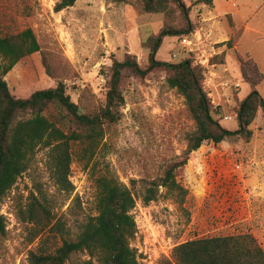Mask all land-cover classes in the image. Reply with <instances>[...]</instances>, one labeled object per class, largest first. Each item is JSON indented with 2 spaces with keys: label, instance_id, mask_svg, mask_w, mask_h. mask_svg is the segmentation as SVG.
Listing matches in <instances>:
<instances>
[{
  "label": "rangeland",
  "instance_id": "obj_1",
  "mask_svg": "<svg viewBox=\"0 0 264 264\" xmlns=\"http://www.w3.org/2000/svg\"><path fill=\"white\" fill-rule=\"evenodd\" d=\"M58 1L0 0V34L30 27L41 46L20 60L5 79L16 97H29L64 82L72 100L84 111L94 112L105 103L108 67L114 56L123 59L132 53L141 66H148L149 52L143 42L158 32L164 14L147 19V14H138L131 6V13L121 14L120 6L125 4L112 0H77L74 6L56 11ZM232 1L241 9L235 17L243 32L224 65L211 62L215 54L207 47L209 32L205 27L197 33L198 27L204 26L199 22L189 33L196 34L192 35L193 50L181 44L180 36H173L164 40L156 57L170 62L192 57L195 64L202 65L215 117L225 128L237 129L240 101L251 91L242 78L237 53L250 54L264 77V4L253 13L252 7L260 0ZM233 33L224 17L212 40L229 39ZM165 77L164 71H155L144 79L125 81L122 117L106 135L102 164L92 171L75 156L70 173L72 190L56 183L47 150L37 151L1 205L7 230L0 234V264H28L30 252L43 242L48 241L53 250L63 237L77 238L89 217L98 213L96 178L107 168L130 185V179L154 175L186 149V133L194 125L184 98L168 86ZM257 90L264 96V78ZM251 128L250 140L207 141L190 155L178 176L189 190L182 206L165 196L150 204L137 198L132 210L137 232L131 246L137 250L138 264H175L174 247L201 237L251 233L264 248L262 110ZM32 203L41 218L29 219ZM39 203L49 211L47 219L42 218ZM48 220L50 225L44 226ZM59 222L65 234L50 231ZM66 264L101 263L87 252H77Z\"/></svg>",
  "mask_w": 264,
  "mask_h": 264
},
{
  "label": "trees",
  "instance_id": "obj_2",
  "mask_svg": "<svg viewBox=\"0 0 264 264\" xmlns=\"http://www.w3.org/2000/svg\"><path fill=\"white\" fill-rule=\"evenodd\" d=\"M130 5L138 14H164L158 32L143 42L148 50L149 64L143 67L137 57L126 53L123 59L112 58L108 67L105 103L94 112L84 111L72 100L64 82L55 87L39 89L29 97L12 94L5 76L24 57L41 46L32 28L15 34H0V234L6 233V219L1 205L18 178L28 169L40 149H46L53 177L66 190H72L71 165L75 156L86 168L96 171L102 161L100 154L107 145L106 135L122 117L125 104L123 85L128 78L144 79L151 72L164 71L168 86L185 101L193 129L187 131V147L152 176L122 181L110 168L97 176V215L90 216L77 238L63 237L60 246L50 249L48 241L31 251L28 264H66L72 254L87 252L101 264H138L137 250L131 239L137 232L132 213L137 198L150 204L162 196L183 205L189 193L178 176L184 171L190 155L205 142H240L253 136L251 125L260 110L264 113V96L257 90L263 74L250 54L237 53V61L250 93L240 101L237 112L239 127L225 128L213 113V103L204 87V67L194 58L179 62L162 61L156 54L166 36H182L196 28L193 6L211 4L212 0H112ZM77 0H60L56 11L72 7ZM243 29L227 41L219 43L225 50L214 55L213 64H225L228 50L237 48ZM108 167V166H106ZM41 207L44 219L49 213ZM37 205L29 208V219L41 218ZM50 214V213H49ZM48 220L44 226H49ZM65 234L62 223L50 228ZM62 234V235H63ZM64 236V235H63ZM175 264H264V248L251 233L209 236L190 239L176 245L172 253Z\"/></svg>",
  "mask_w": 264,
  "mask_h": 264
},
{
  "label": "crops",
  "instance_id": "obj_3",
  "mask_svg": "<svg viewBox=\"0 0 264 264\" xmlns=\"http://www.w3.org/2000/svg\"><path fill=\"white\" fill-rule=\"evenodd\" d=\"M192 1L193 0H190V1L186 0L188 5L192 4ZM263 4H264V0H260L259 4H257V6L252 7L251 11L253 13L257 12L258 10L261 9V6ZM119 12L121 14H127L129 12L131 13L130 5H126V4L122 5L121 4ZM240 13H241V9L238 8V5L236 4V2H234L232 0H223V1L222 0H212L211 4H202V5L193 6L192 18H193L194 22L195 23L199 22L200 24L204 25V26L198 27L196 32L201 33V31L206 27V29L209 32V34H207L208 38H209L208 39L209 43H208L207 47L213 48V52H211L212 54L216 55V54H219L222 51H224L225 46H219L218 44L228 40L227 38H222L220 40H212V37L214 34V29H215L216 25L222 20V18L225 17L227 22L232 27V29H234V33H235L237 30L242 28V27L237 26V21H236V17H235V15H240ZM158 15L160 16V14H158ZM158 15L157 14H147V19L150 16H155L154 19H158V17H157ZM171 37L174 38L173 36H166L164 38V40L166 38H171ZM215 45H218L217 46L218 48L215 47ZM230 51L231 50L227 51L226 62H228V60H229L228 58H229Z\"/></svg>",
  "mask_w": 264,
  "mask_h": 264
},
{
  "label": "built area",
  "instance_id": "obj_4",
  "mask_svg": "<svg viewBox=\"0 0 264 264\" xmlns=\"http://www.w3.org/2000/svg\"><path fill=\"white\" fill-rule=\"evenodd\" d=\"M192 35H196V34H195V33H192V34H185V35H182V36L179 37V38H180V42H181V44H182L184 47H188L190 51L193 50V49L191 48V46L193 45V42H194V40H193L194 37H193ZM174 56H176V55L174 54Z\"/></svg>",
  "mask_w": 264,
  "mask_h": 264
}]
</instances>
